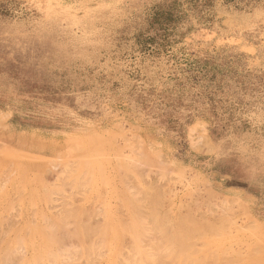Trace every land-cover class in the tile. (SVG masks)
<instances>
[{"label": "rangeland", "instance_id": "obj_1", "mask_svg": "<svg viewBox=\"0 0 264 264\" xmlns=\"http://www.w3.org/2000/svg\"><path fill=\"white\" fill-rule=\"evenodd\" d=\"M3 100V259L53 264L64 235L96 264H264L262 227L188 165L264 153V0H0Z\"/></svg>", "mask_w": 264, "mask_h": 264}, {"label": "crops", "instance_id": "obj_2", "mask_svg": "<svg viewBox=\"0 0 264 264\" xmlns=\"http://www.w3.org/2000/svg\"><path fill=\"white\" fill-rule=\"evenodd\" d=\"M0 114L14 117L13 108L5 100L0 101ZM34 154L54 157L58 153ZM188 165L203 173L223 194L239 199L264 230V153H189Z\"/></svg>", "mask_w": 264, "mask_h": 264}, {"label": "bare ground", "instance_id": "obj_3", "mask_svg": "<svg viewBox=\"0 0 264 264\" xmlns=\"http://www.w3.org/2000/svg\"><path fill=\"white\" fill-rule=\"evenodd\" d=\"M44 187H45V186H44ZM46 188H47V187H46ZM43 190H44V189H43ZM65 204H66V203H65ZM30 205H31L30 207L34 206V204H30ZM66 206H67V205H66ZM60 207H61V206H60ZM60 207H59V208H60ZM70 207H71V206H70ZM33 208H34V207H32V209H33ZM47 208H48V207H47ZM53 208H55V207H53ZM61 208H62V207H61ZM66 208H69V207L67 206ZM66 208H65V209L63 208V210H62L61 212H63L64 210H66V212H67L68 209H66ZM74 208H75V207H74ZM32 209H31V210H32ZM70 209H71V208H70ZM18 210H19V208H18ZM56 210H57V209H56ZM60 210H61V209H60ZM16 211H17V210H16ZM71 211H72V210H71ZM14 212H15V210H14ZM14 212H13V213H14ZM33 212H34V210H33ZM74 212H76V211L74 210ZM31 213H32V211H31ZM31 213H30V214H31ZM69 213L71 214V212H69ZM9 214H10V213H9ZM61 214H62V213H61ZM65 214H66V213H65ZM65 214H64V215H65ZM12 215L15 217V214H12ZM33 215H34V213H33ZM33 215L31 214V216H33ZM59 215H60V213H59ZM9 216H11V215H9ZM42 216H43V215H42ZM42 216H41V218H42ZM68 216H69V214H68V215L66 214V217H65L66 220L68 219V218H67ZM75 216H76V215H75ZM3 217H4V216H3ZM44 217H45V216H44ZM44 217H43L41 220H45L46 218L44 219ZM61 217L63 218V216H61ZM11 218L13 219V217H11ZM47 218H48V217H47ZM56 218H57V217H56ZM58 218H60V217H58ZM62 218H60L59 220H62ZM7 219H9V218L7 217ZM7 219H6V220H7ZM33 219H34V217H33ZM70 219H72V218H70ZM46 220H47V219H46ZM66 220H64V222H65ZM2 221H3V220H1L0 224L2 223ZM30 221H31V220H30ZM34 221H35V220H33L32 222H34ZM72 221H73V220H72ZM4 222H5V221H4ZM4 222H3V223H4ZM32 222H29V224L32 223ZM45 222H48V220L45 221ZM45 222H42V223L44 224ZM51 222H52V221H51ZM51 222H49V224H51ZM77 222H78V221H77ZM6 223H7V221H6ZM16 223H17V222H16ZM52 223H53V222H52ZM60 223H61V225H62V222H61V221H60ZM75 223H76V222H75ZM8 224H10V222H9ZM12 224H14V223L11 222V225H12ZM32 224H33V225H32L33 228L35 229V227H34V223H32ZM45 224H46V223H45ZM47 224H48V223H47ZM53 224H54V223H53ZM53 224H52V225H53ZM63 224L65 225V223H63ZM70 224H71V223H70ZM72 224H73V223H72ZM72 224H71V225H72ZM76 224H77V223H76ZM27 225H28V224H27ZM41 225H42V224H41ZM67 225H68V224H67ZM71 225H70V226H71ZM77 225H78V224H77ZM2 226H3V225H2ZM7 226H8V225H7ZM44 226H45V225H44ZM47 226L50 227V225H47ZM47 226H46V227H47ZM62 226H63V225H62ZM68 226H69V225H68ZM53 227H54V228H53ZM55 227H56V225L54 224V226H52L51 228L55 230ZM64 227L66 228V226H64ZM73 227H74V226H73ZM6 228H7V227H6ZM6 228H4L5 231H6ZM51 228H50V232L52 231ZM67 228H68V227H67ZM67 228H66V230H67ZM71 228H72V226H71ZM24 229H25V228H24ZM34 229H33V230H34ZM73 229H74V228H73ZM77 229H78V228H77ZM10 230H11V229H10ZM43 230H44V229H43ZM78 230H79V229H78ZM7 231H8V230H7ZM44 231H47V230L45 229ZM44 231H43V233H41V235H42L43 237H44V235H43V234H44ZM72 231H74V230L71 229V232H70V233H72ZM76 231H77V230H76ZM0 232H1V231H0ZM27 232H28V227H26V233H25V234H27ZM1 233H2V232H1ZM6 233H7V232H6ZM45 233H46V235H45L46 237H44V238H45V240H47V241H49V240L51 241V240H53V239L55 238V235L57 236V234H54L53 237H52V234L49 233L48 231L45 232ZM53 233H55V232H53ZM59 233H60V232H59ZM64 233H65V232H64ZM17 234H18V233H17ZM47 234H51V236L48 238V237H47V236H48ZM61 234H62V233H61ZM67 234H68V231H67ZM78 234H79V233H78ZM73 235H74V232H73ZM76 235H77V234L74 235L75 237H74V236H72V237H74L75 239H76V237L78 238V236H76ZM11 236H12V235H11ZM17 236H18V235H17ZM24 236H25V235H24ZM32 236H33V235H31V237H32ZM59 236L61 237L60 234H58V238H59ZM63 236H64V235H63ZM63 236H62L61 238H59V239H57V237H56L55 240L57 239L58 241H55V240H54L55 243H54V241L51 242L52 244H56V242H58V243L56 244V245H58V249L55 247V248H56V251H53V250H52V251L54 252L53 254L51 253L52 256H48L47 253H49V252L47 251V248H45L46 246L43 244L45 247H42V246H41V247H42V249L45 248L46 250L44 249L42 252L45 253V251H46V252H47V253H46L47 256H46V254H43V253H42V254H43L42 257H41L40 255H39V257H40V258H43V256L45 255L44 257H46V258H43V259L46 260V259H48V257H49L50 260H51V262H53V264H54L56 261L58 262V260H61V258L59 259V257H61V255L59 254V257H57L58 259L55 261L56 258H55V255H54V254H55V253L58 254V252L61 253L62 251H65V249H67V251H68V249H69V251H68L69 254L67 253L68 255L66 256L65 254H66L67 251H65V252H64V257H63V252H62V257L65 258L66 260H67L68 257H69V261H71V259H73V260H72L73 263H74V260H77V261H78V260L80 259V261H81V257H80V255L84 254V256H85V253H88V252H86V251H87V246H88V245H87V246L85 245L86 248L84 247V248L86 249V250L84 251L85 253L80 254V253H81L80 251H79L80 253H76V252H77V249H76V250H73L72 247H75V248H76V246H78L76 243L79 244L80 242H78V241L75 240L76 243H74L75 241L72 240V241H74V242L71 243V240H70V241L66 240V241H68V243L70 242V244H72V245H73V244H76L75 246H74V245H73V246L71 245V246H72V247H71V246L68 245L67 242H66V243H67V244H66L65 241H63V240H64V239H62ZM67 236H68V235H67ZM69 236H71V235L69 234ZM0 237H1V235H0ZM3 237H4V236H3ZM20 237H21V236H20ZM20 237H16V238H18V242L23 238V237H21V238H20ZM38 237L41 238L39 235H38ZM16 238H13V239H16ZM19 238H20V239H19ZM35 238H36V235H35ZM46 238H47V239H46ZM52 238H53V239H52ZM83 238H84V237H83ZM0 239L2 240L3 238L1 237ZM60 239H61V241H59ZM1 240H0V241H1ZM22 240H23V239H22ZM22 240H21V241H22ZM30 240H31V239H30ZM30 240H29V241H30ZM40 240H42V239H40ZM84 240H85V239H84ZM90 240H91V239H90ZM12 241H13V240H12ZM16 241H17V239H16ZM62 241H63L64 243H63ZM85 241H86V240H85ZM91 241H92V240H91ZM18 242H15V244H18V246L21 247V243H23L24 240H23L22 242H20V244H19ZM35 242H36V241H35ZM60 242L63 243V244H61ZM0 243H1V242H0ZM48 243H50V242H48ZM97 243H98V242H97ZM15 244H14V245H15ZM40 244L42 245V243H40ZM60 244H61L62 246H61ZM64 244H66V247H67V248H64V247H65V246H63ZM88 244H89V243H88ZM95 244H96V243H95ZM14 245H12V246H14ZM23 245H24V244H23ZM67 245H68V246H67ZM89 245H90V244H89ZM16 246H17V245H15V247H16ZM53 246H55V245H53ZM94 246H95V245H94ZM20 247H19V248H20ZM25 247H26V245H25ZM49 247H51V246H49ZM68 247H70L71 249L68 248ZM96 247H97V246H96ZM6 248H10V247H7V246H6V247H5V250H4L5 252H7V249H6ZM21 248H22V247H21ZM55 248H54V250H55ZM59 248H61V249H60L61 251H59ZM63 248H64V250H62ZM90 248H92V247H90ZM10 249H11V248H10ZM14 249L17 250L18 247H17V248H14ZM14 249H13V252H12L11 250H10V252L14 253V251H15ZM22 249H23V248H22ZM52 249H53V248H52ZM78 249H79V247H78ZM81 249H82V248H80V250H81ZM92 249H94V248H92ZM92 249H91V250H92ZM27 250H28V249H27ZM32 250H33V249H32ZM48 250H49V249H48ZM82 250H83V249H82ZM88 250L90 251V249H88ZM4 251H3V252H4ZM19 251L22 252L21 249H20ZM49 251H51V250H49ZM57 251H58V252H57ZM70 251H71V254H72V255L70 254ZM73 251H74V252H73ZM99 251H100V250H99ZM10 252H9V253H10ZM16 252H17V253H16ZM16 252H15L16 255H15V256L13 255V256H12V257H13L12 259H11V256H10L11 254H10V255L8 254L7 258L5 257V258L3 259V257H4L5 255H4V253H1L2 255H0V256H2V259L0 258V259H1L0 264H1L2 261L4 262L5 259H6V260H5L6 262H5V263H2V264H7V263H9V261H11L10 263L13 264L12 262H13V260L15 259V257H17L16 261H18V260H21V261H22L23 258H22V259L20 258V254H21V253L19 254V253H18V250H17ZM23 252H24V251H23ZM23 252H22V253H23ZM90 252H92V251H90ZM90 252H89V253H90ZM93 252H95V251L93 250ZM106 252H107V251H105V253H106ZM110 252H111V251H110ZM110 252H109V254H110ZM7 253H8V252H7ZM24 253H25V252H24ZM24 253H23V255H24ZM30 253L32 254V252H30ZM73 253H74V254H73ZM89 253L87 254L88 256H85L86 259H84V260H88V261H89V258H91L92 260L90 259L89 262H88V261H85V263H86V264H87V263H90V262H92L93 260H95V258L97 259V261L95 260L96 262L93 261V262L90 263V264H96V263H98V262H99L98 258L100 259V255H101V254H100V255L97 254L99 257H95L96 254L94 253V254H95V256H94L95 258H94L93 256L91 257V255H93V254H91V253L89 254ZM96 253H97V250H96ZM101 253H102V252H101ZM103 253H104V252H103ZM33 254H34V251H33ZM39 254H40V253H39ZM49 254H50V253H49ZM57 254H56V256H57ZM75 254H76V255H75ZM77 254H78V256H77ZM79 254H80V255H79ZM109 254H108V255H109ZM3 255H4V256H3ZM17 255H18V256H17ZM36 255H37V253H36ZM73 255H74L75 257L79 258V259H77V258H75V257H74V258H75V259H74V258L72 257ZM89 255H90V257H89ZM106 255H107V254H106ZM115 255H116V254H115ZM147 255H148V254H147ZM28 256H29V254H27L26 257L29 258ZM34 256H35V255H34ZM53 256H54L55 259H54V258L51 259V257H53ZM70 256H71L72 258H70ZM101 256H104V254L101 255ZM110 256H111V255H110ZM118 256H119V255H118ZM142 256H144V255H142ZM8 257H10V258L8 259ZM18 257H19V258H18ZM21 257H22V256H21ZM32 257H33V256H32ZM36 257H37V256H36ZM137 257H138V256H137ZM139 257H140V256H139ZM40 258L37 260V262H38L39 260H41ZM93 258H94V259H93ZM106 258H107V257H106ZM108 258H109V257H108ZM141 258H142V257H141ZM7 259H8V260H7ZM34 259H35V258H34ZM34 259H32V260L34 261ZM144 259H145V256H144ZM144 259H142V260H144ZM50 260H47V261H49V263H51ZM52 260H54L55 262L52 261ZM62 260H63L65 263L67 262L66 264H71V263H72V262L69 263L68 261H66V260H64V259H62ZM82 260H83V259H82ZM84 260H83V261H84ZM113 260H114V259H113ZM151 260H152V259H151ZM16 261H15V262H16ZM27 261H28V260H27ZM47 261H46V262H47ZM63 261H61L60 264H62V263L65 264ZM77 261H76V262H77ZM80 261L77 262V263H80ZM102 261H103V260H102ZM115 261H116V260H115ZM31 262H32V261H31ZM31 262H30V263H31ZM40 262H42V261H39V263H40ZM57 262H56L55 264H57ZM59 262H60V261H59ZM94 262H95V263H94ZM10 263H9V264H10ZM18 263H19V261H18ZM18 263L16 262V264H18ZM44 263H45V262H44ZM73 263H72V264H73ZM100 263H101V262H100ZM105 263H107V262H105ZM105 263H104V264H105ZM109 263H110V261H109ZM112 263H113V262H112ZM19 264H20V263H19ZM32 264H33V262H32ZM34 264H36V263L34 262ZM45 264H48V263H45ZM74 264H76V263H74ZM81 264H84V263L81 262Z\"/></svg>", "mask_w": 264, "mask_h": 264}]
</instances>
